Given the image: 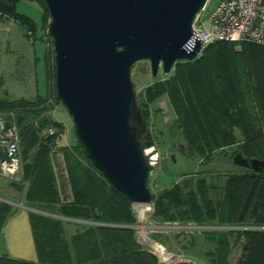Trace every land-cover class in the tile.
<instances>
[{
	"label": "trees",
	"instance_id": "16d2710c",
	"mask_svg": "<svg viewBox=\"0 0 264 264\" xmlns=\"http://www.w3.org/2000/svg\"><path fill=\"white\" fill-rule=\"evenodd\" d=\"M19 1L39 3L45 32L50 18L44 0H0V19L34 36V21L16 12ZM47 89L45 96L0 100V115L19 135L21 178L10 185L37 211L28 212L36 260L1 254L0 264H157L137 242L133 204L94 167L76 138L74 145L57 144L64 127L52 115L62 105L56 96L54 57L47 69ZM141 96L144 148L153 144L149 107L167 96L175 113L173 128L182 132L190 155L210 160L217 151L235 147L231 159L240 153L264 161V47L243 43L236 50L233 43L217 42L196 60L175 64L172 76L146 86ZM240 169L242 173L228 175L221 187L214 178L201 177L186 192L174 184L152 195L153 217L233 228L204 232L207 240L215 241L211 263L230 264L232 239L241 249L233 264H264V169ZM13 211L0 201V234ZM51 215L86 224L78 223L81 229L67 237L64 224L71 222Z\"/></svg>",
	"mask_w": 264,
	"mask_h": 264
},
{
	"label": "water",
	"instance_id": "95a60500",
	"mask_svg": "<svg viewBox=\"0 0 264 264\" xmlns=\"http://www.w3.org/2000/svg\"><path fill=\"white\" fill-rule=\"evenodd\" d=\"M206 1L44 0L56 96L86 156L134 205L150 204L152 193L143 155L147 128L130 78L132 66L148 62L155 77L159 68L168 75L175 64L196 60L201 47L192 27ZM9 126L6 122L5 129ZM0 159L9 161L5 150L0 149ZM232 164L264 169V161L240 153Z\"/></svg>",
	"mask_w": 264,
	"mask_h": 264
},
{
	"label": "rangeland",
	"instance_id": "374dc122",
	"mask_svg": "<svg viewBox=\"0 0 264 264\" xmlns=\"http://www.w3.org/2000/svg\"><path fill=\"white\" fill-rule=\"evenodd\" d=\"M217 2L218 0L210 1L204 18L210 14ZM16 12L31 18L36 24V31L34 41L30 43L26 35L27 32L22 27L7 19H0V100L32 99L36 96H45L48 90L47 69L49 64L53 62L54 52L52 42L46 35L48 29H44L45 32L42 31L43 9L37 2L19 1L16 5ZM172 74L173 71L165 75L159 68L157 75L153 77L148 62H138L133 65L130 78L138 100L141 99L146 86L153 82L165 80ZM149 110L148 130L153 139V144L144 149L153 147L154 152L159 155L157 164L149 167L147 178V186L152 195H158L174 184H179L186 192L187 186L191 187L194 181L201 177L208 180L214 178L216 184L221 187L228 175L242 173L239 167L232 164L230 158L235 147L217 151L210 160L189 154L182 132L173 128L175 113L167 96L161 97L150 105ZM54 113L59 118L58 121L62 120L66 123L65 126L63 125L64 129L60 137L62 141L57 144H76L73 134L74 125L66 109L59 104L55 107ZM20 178L21 170L12 179L0 177V197L12 195L11 197L16 203L25 207L22 193L10 185V182H19ZM186 182L191 183L189 185ZM10 191L13 193L10 194ZM2 201H6V198H3ZM150 207V210H144L137 205H132V212L136 221L133 227L137 242L148 252L151 251L157 255L159 248L165 250L167 256L164 257L165 259L158 257V255L156 257L151 253L157 258V264H175L178 262L212 264L209 252L214 250L215 241L207 240L204 237V232L234 230L227 226H197L192 222H171L155 219L153 217V205ZM16 212L27 213L29 211L14 206V213ZM51 216L64 222H71L64 224L67 237L80 230V224H86L59 216ZM7 224L5 233L0 237V255L8 254V247L16 250L13 242L11 243L10 239L7 240L5 237L9 230ZM7 237L9 238V235ZM233 242L230 239L229 243L232 246L229 257L230 264H233L241 255L240 243L234 245ZM13 257L16 256L13 254Z\"/></svg>",
	"mask_w": 264,
	"mask_h": 264
},
{
	"label": "built area",
	"instance_id": "2783aa9c",
	"mask_svg": "<svg viewBox=\"0 0 264 264\" xmlns=\"http://www.w3.org/2000/svg\"><path fill=\"white\" fill-rule=\"evenodd\" d=\"M210 1H206L192 27V38L200 42V53L204 48L217 42L233 43L236 50H239L243 43L264 47V0H218L214 9L204 18ZM26 34L32 43L34 36L31 32ZM6 122L10 124L8 129H5ZM48 133L51 135L54 130L49 129ZM0 149L5 150L10 158L9 161L0 159V177L12 179L21 170L19 135L14 124L1 115ZM154 151L153 147L143 149V155L149 167L155 166L158 161L159 155ZM152 205L151 201L150 204L137 206L150 210ZM165 253L163 248H159L157 255L165 259L167 257ZM152 254L157 257L155 253Z\"/></svg>",
	"mask_w": 264,
	"mask_h": 264
},
{
	"label": "crops",
	"instance_id": "0c3cea01",
	"mask_svg": "<svg viewBox=\"0 0 264 264\" xmlns=\"http://www.w3.org/2000/svg\"><path fill=\"white\" fill-rule=\"evenodd\" d=\"M8 21H10V20H8ZM11 22H13V21H11ZM52 115L56 121L59 120V118L55 115L54 111H53ZM59 122H61L64 126L66 124L62 120ZM60 141H62V140H59L58 143H61ZM58 146H70V145H69V143L68 144L62 143V144H59ZM59 160L61 161L60 155H59ZM12 193L13 192L10 191V194H12ZM66 195L67 196L70 195L69 190L66 191ZM11 196L12 195H10L9 197H0V199L3 200V198H6V202H8L13 207L16 206L17 208H24L25 211L37 212L33 209L28 208L26 205H24L26 208L23 206H20L19 203H16L14 198H12ZM6 223H8L7 226L9 225L8 226L9 232L7 231L5 237L7 240L10 239L11 243L13 242L14 247H16V250L13 248L10 249L8 247V250H7L8 254L11 257H13V254H14L19 259L35 261L36 260V253H35L33 238H32V234H31L30 223H29V219H28V212L27 213H25V212L14 213V211H13L12 215L8 218ZM5 226H6V224H5ZM5 226L2 229L0 237H2L3 234L5 233ZM7 235H9V238L7 237Z\"/></svg>",
	"mask_w": 264,
	"mask_h": 264
},
{
	"label": "bare ground",
	"instance_id": "6f19581e",
	"mask_svg": "<svg viewBox=\"0 0 264 264\" xmlns=\"http://www.w3.org/2000/svg\"><path fill=\"white\" fill-rule=\"evenodd\" d=\"M169 255V254H168Z\"/></svg>",
	"mask_w": 264,
	"mask_h": 264
}]
</instances>
